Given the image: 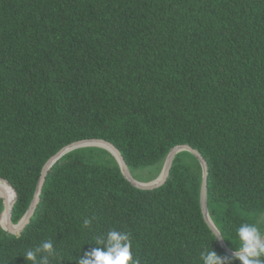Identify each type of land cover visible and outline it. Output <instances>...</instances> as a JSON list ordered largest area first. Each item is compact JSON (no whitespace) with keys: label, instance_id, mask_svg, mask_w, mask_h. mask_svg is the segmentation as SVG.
<instances>
[{"label":"trees","instance_id":"16d2710c","mask_svg":"<svg viewBox=\"0 0 264 264\" xmlns=\"http://www.w3.org/2000/svg\"><path fill=\"white\" fill-rule=\"evenodd\" d=\"M93 138L133 175L159 164L144 182L192 146L228 246L243 223L264 230V0H0V177L17 191L15 224L45 163ZM202 178L182 151L163 186L142 190L109 150L75 149L49 171L27 227L0 224V264H27L49 240V264H77L111 230L130 234L139 264H202L211 249L240 264L204 219Z\"/></svg>","mask_w":264,"mask_h":264},{"label":"water","instance_id":"95a60500","mask_svg":"<svg viewBox=\"0 0 264 264\" xmlns=\"http://www.w3.org/2000/svg\"><path fill=\"white\" fill-rule=\"evenodd\" d=\"M89 146H95V147H102L107 150H109L116 160L118 161L121 171L124 175V177L136 188L142 189V190H154L161 186H163L166 181L168 180L170 176V172L173 166L174 159L176 155L182 151H189L193 155L197 157V159L200 161L202 167H203V178H202V185H201V194H200V204L202 213L204 216V219L210 229L213 231L215 236L217 237L221 247L224 249V251L229 254L230 256H235L234 250H232L228 244L226 243L222 233L214 223L210 211H209V202H208V177H209V167L206 159L204 156L195 148H193L190 145L184 144V145H177L174 148L171 149L170 153L167 156V159L165 161L164 167L162 169L161 174L156 178L148 182L140 181L138 180L131 172L127 162L125 161L122 153L120 150L111 142L104 140V139H84L79 140L76 142H73L65 147H63L59 152H57L55 155H53L44 165L41 176L39 178L36 192L34 195V198L30 204V207L28 208L26 214L24 217L15 224L13 222V209L16 204L18 195L16 189L12 186V184L4 178L0 177L1 182L7 183L10 188L13 191V197L9 199L7 196L0 198V200H3V203L5 205V209L2 212L0 216V224L2 227L9 233L14 235H19L30 223L32 217L34 216L36 209L41 201V195L43 192V187L45 185L47 176L49 174V171L51 168L55 165V163L61 159L64 155L70 153L71 151L82 148V147H89ZM6 215V223L5 225L2 224V218Z\"/></svg>","mask_w":264,"mask_h":264},{"label":"clouds","instance_id":"9594fccd","mask_svg":"<svg viewBox=\"0 0 264 264\" xmlns=\"http://www.w3.org/2000/svg\"><path fill=\"white\" fill-rule=\"evenodd\" d=\"M90 221L85 219L84 225ZM237 243L235 245L236 260L240 264H264V230L255 224L243 223L236 230ZM91 252L84 253L77 264H139L133 258L130 234L118 230H111L106 236L99 238ZM46 253L47 255H40ZM55 255L51 240L43 242L39 247L28 250L23 255L27 264H49V257ZM202 264H228V257H221L213 249L202 251Z\"/></svg>","mask_w":264,"mask_h":264},{"label":"rangeland","instance_id":"374dc122","mask_svg":"<svg viewBox=\"0 0 264 264\" xmlns=\"http://www.w3.org/2000/svg\"><path fill=\"white\" fill-rule=\"evenodd\" d=\"M159 164L134 169L135 177L140 181H147L157 175ZM2 200V199H1Z\"/></svg>","mask_w":264,"mask_h":264},{"label":"bare ground","instance_id":"6f19581e","mask_svg":"<svg viewBox=\"0 0 264 264\" xmlns=\"http://www.w3.org/2000/svg\"><path fill=\"white\" fill-rule=\"evenodd\" d=\"M5 196L11 199L13 197V191L7 183L0 181V198H3ZM5 219H6V215L4 214L2 218V224L4 225L6 223Z\"/></svg>","mask_w":264,"mask_h":264}]
</instances>
